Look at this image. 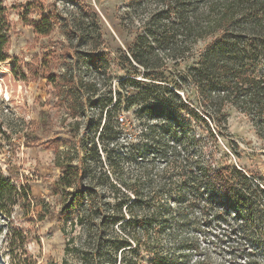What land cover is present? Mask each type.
<instances>
[{
	"label": "rangeland",
	"instance_id": "374dc122",
	"mask_svg": "<svg viewBox=\"0 0 264 264\" xmlns=\"http://www.w3.org/2000/svg\"><path fill=\"white\" fill-rule=\"evenodd\" d=\"M4 1L13 27L9 52L22 63L28 80L12 75L14 60L0 65V167L18 187L29 189L30 200L21 201L11 219H4L8 226L0 244V264H12L8 240L15 230L13 248L21 264H151L154 257L155 264H264V240H257L263 225L256 217L248 224L238 218L249 211L252 217L253 208L264 212V123L258 126L257 120L232 106L226 110L228 129L220 128L223 136H213L205 123L185 113L176 114V120L187 127L196 157L205 164L227 166L234 180L238 172L245 176L239 178L245 189L237 199L247 203L238 207L215 193L218 200L207 217L198 207L190 211L196 222L164 231L153 255L151 249L138 246L143 234L139 218L147 213L142 207L148 209L152 183L165 165L147 133L151 124L163 122L165 110L141 112L125 97L119 103V92L126 96L130 78L143 80L152 70L166 69L169 81L184 76L208 41L193 45L188 38L184 59L173 60L168 50H158L149 36L155 32L153 19L163 16L159 0ZM41 13L52 15L54 30L47 37L37 35L22 19L23 14L38 19ZM138 36L146 37L144 48L134 45ZM153 50L159 59L147 58L145 53ZM142 54L150 69L135 60ZM159 64L164 67L157 69ZM181 84L186 104L218 130L192 82ZM198 123L202 128L196 130ZM162 133L155 135L169 141ZM132 143L140 150L135 158ZM139 160L154 163L147 175L141 173ZM66 164L85 172L77 188L96 193L94 201L102 207L95 219L98 233L77 223L87 195L71 207L76 188L60 183L61 166ZM122 185L137 187L138 194ZM134 200L141 206L131 213L125 202ZM118 204H123L122 210ZM169 204L175 209L173 200ZM122 214L125 220L117 221Z\"/></svg>",
	"mask_w": 264,
	"mask_h": 264
},
{
	"label": "trees",
	"instance_id": "16d2710c",
	"mask_svg": "<svg viewBox=\"0 0 264 264\" xmlns=\"http://www.w3.org/2000/svg\"><path fill=\"white\" fill-rule=\"evenodd\" d=\"M159 1L158 5L162 9L157 8L163 16L158 13L159 15L153 19L152 27L155 32L149 36L150 39L153 37L151 41L154 45H158L156 47L158 50H168L171 53L169 57L173 60L184 59L186 55L184 48H186L188 38L192 39L193 45H198L203 41L208 42L199 53L197 64L189 68V72L184 76L177 77V80L169 81L170 76H166V69L152 70L143 75V80L130 78L129 89L131 91L127 92L126 96L119 92V103L126 100L125 102H128L130 106H138L141 112L156 113L158 110H165L163 122L158 125L151 124L147 133L151 145L159 153L165 165L156 175V181L152 183L151 191L154 196L145 202L148 209L142 207L147 213L139 218L143 234L139 237L138 246L151 249L152 255L164 231L171 230L174 225L182 229L188 222L193 224L194 221L196 222V218L190 219L189 214L195 208H200L202 217L206 218L207 211L213 208L214 200L218 198L223 201L234 200L233 203H236L238 207L247 203L237 199L245 189L239 178L242 179L245 176L237 171L238 173L235 172L236 175H234L235 179L238 174L239 176L234 180L227 166L214 161L212 164H205L199 157H196L195 149H191V142L188 140L189 134L185 129L187 127L181 120H176V114L185 113L193 116L196 123L202 121L213 136L215 133L223 136L220 128L228 129L226 111L228 106L251 116L253 122L256 120L259 122L258 126L264 123V0ZM31 7L32 4L26 6V11H29ZM22 19L34 28L37 35L47 37L54 30L51 14L41 13L38 19H29L26 14H23ZM12 30L8 6L4 0H0V65L14 60L11 68L12 75L18 80L27 81L28 76L23 70L22 63L17 57H12L9 52ZM145 39L146 37L138 36L134 45L144 48ZM147 44H150V41L147 40ZM145 54L149 59H159V54L154 50ZM145 54H142L141 58L137 56L134 58L138 63L150 69L148 62L143 60ZM162 66L164 67L159 64L156 68L160 69ZM187 80L192 82L198 97L207 104V115L211 109L209 121L214 122L218 130L212 129L208 121L183 100L180 94L183 90L181 83H186ZM171 81L174 84L172 88H170ZM167 92H170L169 96ZM123 97H125L124 100ZM166 102L169 108L165 109ZM201 113L205 114L202 111ZM199 128L202 126L198 123L196 130ZM156 131L168 135L170 140L167 141L164 135H155ZM132 144L135 158L140 150L135 147L134 143ZM139 163L143 164L141 173L144 175H147L150 167L154 165L152 161L147 165L144 161ZM61 169L63 174L60 183L65 188H76L71 193L75 196L71 207H77L81 198L87 195L86 208L84 212L78 210L77 223L86 226L89 232L98 233L100 229L95 219L100 216L102 207L94 201L96 193L90 189L83 192L80 187L75 186L76 181L78 182L85 176L83 168L66 164L62 165ZM175 185L178 188L176 191L173 189ZM122 186L138 194L137 187ZM187 191L191 192L190 197L186 195ZM215 193L218 196L217 199ZM162 196L169 197V201L164 200ZM25 199L30 200L29 189L18 187L10 177L5 176L0 167V244L8 226L4 219H11L14 209ZM171 200L176 204L175 209L169 204ZM125 205L130 208L131 213L133 208L141 206L139 200H134L130 204L129 201L125 202ZM101 206L105 208L104 205ZM118 206L122 210L123 204H118ZM249 213L250 211L240 214L238 218L244 224H248L251 218L256 217L263 225V231L261 226L262 233L257 236V240L263 241L264 212L263 210L254 211L253 208L252 217ZM123 220H125L123 214L117 218V221ZM130 220L131 218L122 224ZM16 232L17 230L8 240L10 242L9 253L13 258L12 264H21L19 260L17 262L13 248V243L18 238ZM88 235L92 238L91 233ZM84 260L88 261V258L84 257ZM155 260L154 257L151 264H155ZM50 264L57 263L50 262ZM61 264L69 263L64 261Z\"/></svg>",
	"mask_w": 264,
	"mask_h": 264
}]
</instances>
